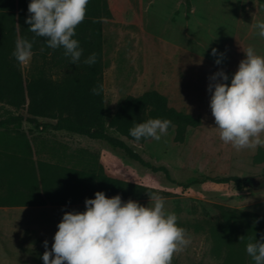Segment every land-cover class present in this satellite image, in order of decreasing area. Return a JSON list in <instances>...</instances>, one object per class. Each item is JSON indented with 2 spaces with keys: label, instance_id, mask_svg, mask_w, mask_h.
Wrapping results in <instances>:
<instances>
[{
  "label": "rangeland",
  "instance_id": "obj_1",
  "mask_svg": "<svg viewBox=\"0 0 264 264\" xmlns=\"http://www.w3.org/2000/svg\"><path fill=\"white\" fill-rule=\"evenodd\" d=\"M107 2L112 17L103 20L102 32L108 113L114 114L128 96L155 90L167 97L171 107L201 120L199 127L186 131L182 142L175 141V128L159 141L149 138L137 142L112 129L109 132L124 139L146 161L167 167L175 182L188 184L205 177L235 176L243 180L242 188L234 183L205 182L184 189L105 142L26 122L21 129L7 131L6 137H27L33 148L31 161L24 162L13 153L0 150V168L32 170L41 162L64 167H80L78 162L82 161L96 162L106 175L155 189L164 197L166 208L178 216L179 226L187 230L191 241L184 251L174 255L172 264H222L223 259L212 254L209 238L211 228L220 234L224 232L222 212L237 210L264 217V147L237 151L219 138L208 87L210 77L221 69L229 76L226 83H231L247 47L252 46L258 55L264 56V38L253 27L255 22L264 21V4L259 0ZM212 49L218 50L217 56L212 55ZM219 54L223 58L217 65ZM41 64L40 59L33 57L21 67L24 77L33 76ZM55 70L52 77L58 79L61 73ZM8 113L26 114V109L16 110L0 101V117ZM39 121L44 126L51 120ZM11 177L9 173L0 179V203L9 200ZM70 183L76 185L75 181ZM75 190L82 195L80 188L76 186ZM41 197V193L26 192L20 200L39 203ZM132 200L145 206L150 202L146 194ZM46 204L51 207L43 213H10L0 217V264H44V241H48L50 250L64 213L86 211L83 202Z\"/></svg>",
  "mask_w": 264,
  "mask_h": 264
},
{
  "label": "trees",
  "instance_id": "obj_2",
  "mask_svg": "<svg viewBox=\"0 0 264 264\" xmlns=\"http://www.w3.org/2000/svg\"><path fill=\"white\" fill-rule=\"evenodd\" d=\"M264 4V0H259ZM26 2L31 0H0V101L18 109H26L23 113H8L0 117V150L13 153L24 162L31 161L33 148L27 137L9 139L6 132L21 129L24 123L34 124L39 128L49 127L54 131L80 135L92 140L102 141L113 149L122 152L128 159L150 169L153 173H162L166 179L178 186L188 189L192 185L212 182L215 184L234 183L242 188L243 180L239 177H205L184 184L175 182L165 166H157L146 161L132 146L120 136L134 139L129 129L134 123H142L149 119L161 118L172 121L175 128L176 142H182L189 128H197L201 120L191 114L178 111L169 105L165 95L158 91H148L140 96H128L118 110L110 115L105 103L104 91L101 95L92 94L98 84L104 86L103 32L104 19H111L107 0H89L86 17L77 27L74 36L83 49L78 65L70 62L63 55V49L53 50L47 47L46 40L35 37L33 57L42 64L30 78L24 77L21 66L12 56L17 36L33 40L34 33L29 31L26 23L29 16ZM41 48L44 51L41 52ZM96 53L97 61L89 66L84 60ZM60 72L58 79L52 77V70ZM40 119L51 120L44 126ZM135 140V139H134ZM145 140V139H141ZM86 153V152H82ZM20 156V157H19ZM80 167L72 165L64 167L60 164L50 165L38 163L34 169L0 168V179L11 173L8 186V201L0 205H54L85 203L86 199H94L97 191H103L108 198L120 195L124 199H136L155 189L128 183L106 175L98 164L78 162ZM34 171V172H33ZM70 181H75L72 185ZM22 185L19 186L17 183ZM76 186L82 190H75ZM41 193V201L22 202L21 194ZM54 194V197H52ZM221 224L224 232L210 230L212 254L222 258V264H248L254 261L246 253L249 237H264V217L232 210L222 212ZM200 230L198 226L195 227ZM236 234L239 235L238 238ZM244 237L243 240H240Z\"/></svg>",
  "mask_w": 264,
  "mask_h": 264
},
{
  "label": "clouds",
  "instance_id": "obj_3",
  "mask_svg": "<svg viewBox=\"0 0 264 264\" xmlns=\"http://www.w3.org/2000/svg\"><path fill=\"white\" fill-rule=\"evenodd\" d=\"M89 0H31L26 23L34 33L32 41L17 36L12 56L24 67L33 58L35 37L46 40L47 47L63 49V55L78 65L83 55L80 43L74 38L77 27L86 17ZM253 27L264 38V21ZM41 52L44 48H41ZM245 58L232 75L231 83L223 69L210 77V108L219 138L237 151L264 147V56L252 46L243 50ZM217 56L218 50L212 49ZM216 64L222 63L223 54ZM96 53L84 60L91 66ZM214 89V91H213ZM103 84L92 89L99 96ZM172 121L149 119L134 123L129 135L141 139L161 140L167 135ZM147 206L138 201L122 200L120 195L108 198L97 191L94 199H86V211H67L58 224L54 243L48 249L44 241V264H172L174 255L191 243L187 230L178 224V216L166 208L164 197L148 193ZM241 237L240 240H243ZM246 253L254 264H264V237H249Z\"/></svg>",
  "mask_w": 264,
  "mask_h": 264
},
{
  "label": "crops",
  "instance_id": "obj_4",
  "mask_svg": "<svg viewBox=\"0 0 264 264\" xmlns=\"http://www.w3.org/2000/svg\"><path fill=\"white\" fill-rule=\"evenodd\" d=\"M30 2H26L25 6L28 8ZM53 206V205H52ZM47 207H51V204L44 205H0V217L5 216L10 213L21 214V215H30L35 212H45ZM27 216V217H28ZM30 219L27 218V221Z\"/></svg>",
  "mask_w": 264,
  "mask_h": 264
}]
</instances>
